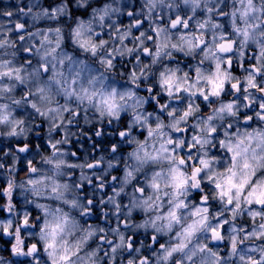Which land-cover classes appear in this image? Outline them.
<instances>
[{"label":"snow or ice","instance_id":"snow-or-ice-1","mask_svg":"<svg viewBox=\"0 0 264 264\" xmlns=\"http://www.w3.org/2000/svg\"><path fill=\"white\" fill-rule=\"evenodd\" d=\"M104 121L119 139L101 151L80 126ZM0 152V233L27 264H264V0H17Z\"/></svg>","mask_w":264,"mask_h":264},{"label":"rangeland","instance_id":"rangeland-1","mask_svg":"<svg viewBox=\"0 0 264 264\" xmlns=\"http://www.w3.org/2000/svg\"><path fill=\"white\" fill-rule=\"evenodd\" d=\"M23 2L25 4H27V0H23ZM16 6H17V0H0V11L14 10ZM77 15H80V13L77 12ZM84 18H87V17L85 16ZM121 19L124 20L125 23H127V18L126 17H121ZM43 26H44L43 23L38 25V27H43ZM177 55L181 59H185V60L188 59V58H183L182 56H180V54H177ZM182 67H183V65H182ZM234 74L237 75V76H242L243 75V73L239 69H236ZM115 81H116L118 87L125 86V81L123 79H121L119 77V75L116 76ZM149 110H151V109H149ZM17 111H19V110H17ZM205 111H207V109H205ZM123 119L126 121V119H127L126 115L123 117ZM37 122L39 123L40 121L38 120ZM100 127H102L104 129L105 136L103 138H100V143L97 146L100 147V145H103V148L101 149V151H104V150H106L107 148L110 147L109 141H115V140L119 139L118 136H109L108 135L109 132H115V131L118 130L116 124L114 123L112 126H109L107 124V121H104L103 124L97 123L95 125H87V126H85L83 124V122H81V126H80V128H82L84 131H86L88 133V136H92L93 137V141L97 140V138L94 136V130H95V128H100ZM73 130L79 132L80 129L78 128V129H73ZM45 131H46V125H42L41 136L44 137V132ZM134 134L139 137V132L138 131L135 132ZM88 136L83 137L82 140L80 141L79 145L71 148L72 151H77L78 152V155L80 156L81 159L84 158L86 153L91 154L92 142L88 140ZM31 137H35V136L32 135ZM140 138H142V137H140ZM4 143L7 145V144H11L12 142L11 141H4ZM22 143H23V141L21 140L19 142V144L22 145ZM37 143H42V142L41 141L39 142L36 139H35L34 143L32 142V150H33V152L35 151V145ZM74 143H75V141H74ZM81 145H82V147H81ZM16 146H17V144H12V149L14 150ZM44 147L46 148L47 146L44 145ZM122 149H123L124 153H126L127 151L131 150V146L130 145H122ZM5 150H7V147L5 148ZM96 154L99 155L100 152H97ZM19 155L20 156L28 155L29 158H32L31 153H29V154H19ZM0 157H3V153L2 152H0ZM34 159L36 161H38L39 160V156H35ZM0 162L5 163L6 168H8V167H11L13 165V158H12L11 155H9L6 158L0 159ZM23 163H24V170H22V168H21V161L20 160H16L15 161V169H16V174H17L16 175L17 181H20V180L25 178L26 163L27 162L24 161ZM0 171H2V170H0ZM3 179H4V177L0 176V180H3ZM3 186L4 185L2 183H0V187H3ZM197 199H198V197H197ZM4 203H5L4 199L0 198V206H2ZM14 203L16 204L17 210L19 212H23L25 210V208L29 212H31L33 221L35 220V216L39 214L38 210H36L32 205L25 206L24 197L21 194L19 189H17L15 194H14ZM97 215H99V210H97ZM8 218H9L8 213H6L4 211H0V221L8 219ZM137 219L138 220L141 219V216L137 215ZM88 222H91V223H94V224L95 223H101V221L96 219L95 217L89 218ZM35 230H38V229H35ZM143 235H144L143 232L139 233L137 235V239L139 240L140 238L143 237ZM22 238L24 239L25 250H26L27 246L31 245V243H37L38 242L35 238H33L31 236H28L27 231L22 233ZM14 242H15L14 237L10 238V237L4 236L2 233H0V257H3V259L5 261H9V264H27L28 258L12 256L11 247H12V244ZM41 250H42V247H41ZM8 251H10V252H8Z\"/></svg>","mask_w":264,"mask_h":264},{"label":"trees","instance_id":"trees-1","mask_svg":"<svg viewBox=\"0 0 264 264\" xmlns=\"http://www.w3.org/2000/svg\"><path fill=\"white\" fill-rule=\"evenodd\" d=\"M35 139L38 140L39 142H40V141L43 142V136H40V137H36V136H35V137H31V141H32L33 143L35 142ZM44 145L47 146L46 144H44ZM23 156H24V155H23ZM2 161H3V160H2ZM23 176H24V175H23ZM8 252H10V251H8ZM8 252H7V253H8ZM8 254H9V253H8ZM9 255H10V254H9ZM9 255H8V256H9Z\"/></svg>","mask_w":264,"mask_h":264},{"label":"flooded vegetation","instance_id":"flooded-vegetation-1","mask_svg":"<svg viewBox=\"0 0 264 264\" xmlns=\"http://www.w3.org/2000/svg\"><path fill=\"white\" fill-rule=\"evenodd\" d=\"M256 126H258V122H253V124H252V127H256Z\"/></svg>","mask_w":264,"mask_h":264}]
</instances>
